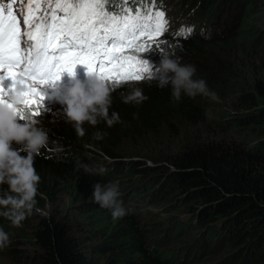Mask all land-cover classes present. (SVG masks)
Returning a JSON list of instances; mask_svg holds the SVG:
<instances>
[{"label": "trees", "instance_id": "obj_1", "mask_svg": "<svg viewBox=\"0 0 264 264\" xmlns=\"http://www.w3.org/2000/svg\"><path fill=\"white\" fill-rule=\"evenodd\" d=\"M187 1L195 8L205 5L203 22L216 34L211 39L189 38L182 45L170 42L163 48L155 47L153 54L194 64V79L205 80L210 91L217 94L215 98L182 93L177 101L168 86L155 92L158 106L150 110L142 105H137V109L128 106L122 115L121 109L114 108L122 123L111 128L103 121L95 127L85 123L84 136L78 135L75 127L59 114L65 110L60 106L47 107L41 116L30 118L39 120L50 137L48 148L35 158V169L41 178L36 198L39 211L23 222L18 235L17 228L0 216V228L11 238V244L0 255L1 264H9L6 258L11 254L20 258L18 253L26 252L21 247L24 238L34 246L30 264H203L211 260L210 243L214 239L231 246L239 244L235 255L241 261L247 257V264L261 258L264 0H178V4L187 6ZM228 98L233 99L235 108L224 109L223 116L208 119V105ZM187 120H194L195 125L201 121L219 124L239 139H198L197 129L188 130ZM178 128L191 136L175 149L168 148V155L162 159L175 167L168 185L159 189V184L153 183L160 177L155 173L148 181L139 182L135 170L143 166L125 159L136 151L133 141L145 138L148 146V139H163L165 143L170 137L163 135L162 129L171 132ZM98 131L105 134L103 139L95 138ZM128 131H133L132 137ZM56 147L63 149L58 155ZM141 158L144 163L150 161ZM85 166L103 168L105 172L89 174ZM116 181L128 214L114 219L110 209L94 201L93 193L95 184ZM89 189L93 190L90 195ZM64 192L69 201L63 209L57 202ZM172 197H182L172 205L182 206L184 199L194 201L187 206V216L172 217L165 212L168 203L161 199ZM150 201L151 207L147 205ZM28 224L32 230L25 233ZM192 230H196V238L183 243L182 238Z\"/></svg>", "mask_w": 264, "mask_h": 264}, {"label": "snow or ice", "instance_id": "obj_2", "mask_svg": "<svg viewBox=\"0 0 264 264\" xmlns=\"http://www.w3.org/2000/svg\"><path fill=\"white\" fill-rule=\"evenodd\" d=\"M130 3L119 0L117 10L116 0H0V104L9 94L2 82L11 79V91L17 84L29 89L19 118L38 116L44 96L37 86L75 75L77 65L113 87L143 79L149 64L140 54L158 45L168 21L162 6L141 12Z\"/></svg>", "mask_w": 264, "mask_h": 264}, {"label": "clouds", "instance_id": "obj_3", "mask_svg": "<svg viewBox=\"0 0 264 264\" xmlns=\"http://www.w3.org/2000/svg\"><path fill=\"white\" fill-rule=\"evenodd\" d=\"M116 2L117 10H119L121 5L119 0ZM175 5V9L180 10L185 7L178 4V0ZM129 6L139 9L141 12L155 10L162 6L164 14H166V8H169L164 5L162 0L160 3L159 0H154V3L153 0H131ZM193 8L190 6L187 9L186 6L187 14H191L189 22L182 21L177 28L169 21V18H165L168 21V27L162 35L155 37L159 41L158 45L153 48L146 47L145 51L140 54V58L148 62L149 71L142 74L144 78L141 80L121 82L128 88L127 92H122L120 95L122 103L140 105L148 99L144 95L143 89L136 84L138 81L147 82L149 86L159 81L161 90L171 86L172 97L177 101L181 99L182 93L189 97L203 95L215 98V94L210 91L205 80L194 79L196 76L194 64L181 61L177 57L163 55L161 58L153 54L155 47L163 48L162 46L170 42H178L182 45L189 38L211 39L216 34L211 26L204 24L202 13L198 11L192 13ZM180 16L183 18L185 11H180ZM221 23L226 24L224 21ZM187 28L192 29L191 34L186 31ZM0 74L5 75L4 73ZM12 86L13 83L8 85L9 90L4 89L3 91L11 92ZM48 86L52 91L65 89L64 95L56 98L62 105H65V110L59 114L66 118L67 122L73 124L78 135H85L83 127L85 123L95 127L103 121L109 128L122 123L119 113L112 110L113 91L116 87L96 73L88 72L86 66L77 65L75 75L65 72L62 79L54 86ZM28 91L29 89L23 84H17L12 91L11 102L0 104V216L8 219L11 225L16 228L22 227L23 222L34 211H39L36 198L40 194L41 178L35 169V158L42 149L48 148L50 140L48 130L42 126L39 120L24 119L23 122L18 116L17 109L24 106L25 93ZM19 119L20 122H18ZM104 135L98 131L95 138L103 139ZM54 151L58 155L63 149L56 147ZM85 171L93 175H103L105 169L96 170L85 166ZM120 191L118 181L94 185V201L102 208L110 209L114 219L122 218L128 214V209L120 199V196L123 197ZM10 244L9 233L0 228V249L8 247Z\"/></svg>", "mask_w": 264, "mask_h": 264}, {"label": "rangeland", "instance_id": "obj_4", "mask_svg": "<svg viewBox=\"0 0 264 264\" xmlns=\"http://www.w3.org/2000/svg\"><path fill=\"white\" fill-rule=\"evenodd\" d=\"M164 2V5L169 6V8H166L165 10V18H169V21H171V23L174 25L175 28H177L182 21H186L189 22V16L191 14H187L188 12V7H193L194 5L191 4V2H186L187 5V9L186 6L180 9H175L176 7V3L177 0H162ZM161 2V0H159V3ZM215 2H220V1H213ZM205 6V5H202ZM202 6H200L199 9H197L198 7H194L192 10V13L198 11L199 13H202ZM180 11H185V16H180ZM191 13V12H190ZM197 13V12H196ZM3 88L6 90H9V87L6 86L5 84L10 85L11 83H13V81L11 80L9 83L6 82V80H3ZM139 87H141L143 89L144 95L148 97V99L143 102L142 105L143 108L145 110H150L156 106L159 105V103L157 102L158 100L155 99L154 94L155 92H157L158 90H161V88L159 87V81L155 82L154 85L149 86V84L147 82H137L136 83ZM122 86H118L115 88V91H113V98H114V104H113V109L117 108V109H121L120 110V114H125L127 107L129 106L131 109H137V105L136 104H124L121 102L120 100V95L122 92H127L128 88L126 84H120ZM6 86V87H5ZM41 92V94L44 96L43 98V107L40 110V114L38 116H41L42 111L47 110V107H58L60 106L61 108L65 109L58 99H56L59 96L64 95L65 89H57L52 91L51 88H49L48 85H41V86H37ZM8 96L5 97V99L8 102H11V96H12V91L8 92ZM213 93V92H212ZM37 95H39V93H36ZM215 95H217L216 93H214ZM218 103H216L215 105H208L209 106V115H208V119H214V118H218L224 111V109H234L235 106L233 105V99L228 98L226 100H223L221 102L217 101ZM36 116H33L32 118H35ZM20 122V119L19 121ZM24 122V120H23ZM188 123V130H190L191 132H194L195 129H198V139H207V140H224V139H234V138H238L237 135H231L230 136V132L229 131H225L222 129V126L219 124H209V123H204V122H200L199 124H194V120H187ZM73 125V124H72ZM184 127V126H182ZM163 131L161 132L163 135H169L170 138H166V142L164 143V140H159V141H153L151 139H148V141L151 143L149 146L146 145L145 142V138L140 139L137 138L136 140L133 141L132 145L133 147H135L136 151L134 153L129 154V157H126L125 159L129 160L128 162H133V165H139V166H143L141 169H136L135 171L139 174L140 178H139V182H145L146 180L148 181L150 179V177L155 175H159L160 177L155 179L153 181V183H155L159 189L162 188L163 186H167L169 183V179L170 176H172L171 171L175 170L174 165H169L167 163H165L164 161H162V159H164L171 148H176L177 145H181L184 142H186L189 138H190V133L188 131L185 130H181L180 128L173 130L171 132H168L165 129H162ZM129 133V137L133 136V131H128ZM121 144H125V139L122 140ZM170 148V149H168ZM141 157H145V158H150V161H146V163H144L145 161H143V159ZM147 167H152V168H147ZM133 173H135L133 171ZM165 177V178H163ZM93 190L89 189V195L92 193ZM182 197H172L171 199H161L163 203H165V201H167V205L165 208V212L171 214L172 217H174L175 215L177 216H187L189 214V209H188V204L193 203L194 201H189V200H183L186 201L185 203H183L182 206H178L177 204L172 205L173 202L179 201ZM67 201H69V195L68 193H62L59 198H58V202L57 204H59L60 208L64 209V205L67 203ZM153 201H150L147 205L151 207ZM56 205V204H55ZM97 207H99L97 205ZM143 208V207H141ZM48 211V208H47ZM41 213H45L43 210L40 211ZM39 212V213H40ZM63 214V213H61ZM83 221H86L85 219H82ZM197 224V220L195 221ZM200 226V225H198ZM21 227L17 228L18 232L17 235L20 232ZM32 228L30 226V224H28L27 226L24 227V232L25 233H29L31 232ZM196 230H192V232H188V234H186L183 238H182V242L185 243L187 240H194L196 238ZM162 233H164L162 231ZM203 238H206V236H204ZM22 248L26 249V252H20L18 253V255H21L20 258L16 257L15 255L12 256L9 255L6 258V261L9 264H30L28 261H31V254L33 251V247L31 244V241H29L27 238H24L21 240ZM211 247L213 249V253L211 254V260L203 263V264H247V257H245V259H243L241 261V258L239 257V255H235V253L238 251V247L239 244L235 245V246H231L230 244H227L225 242L222 241H218V239H214L211 243ZM263 244H261L262 246ZM258 246L257 248L261 247ZM170 250V249H168ZM5 250L4 249H0V254L3 253ZM27 252L29 253V257L26 258V254ZM258 255V254H257ZM256 255V257H257ZM262 255V256H261ZM259 256H261V258L258 257L255 258L253 264H264V250L260 251ZM232 257V259H231ZM228 258V259H227ZM227 259V260H226ZM2 263V257L0 256V264ZM195 264V263H193Z\"/></svg>", "mask_w": 264, "mask_h": 264}, {"label": "bare ground", "instance_id": "obj_5", "mask_svg": "<svg viewBox=\"0 0 264 264\" xmlns=\"http://www.w3.org/2000/svg\"><path fill=\"white\" fill-rule=\"evenodd\" d=\"M5 3H7V0H4ZM7 83H9L11 81V79H5ZM6 86H8V84H5Z\"/></svg>", "mask_w": 264, "mask_h": 264}]
</instances>
